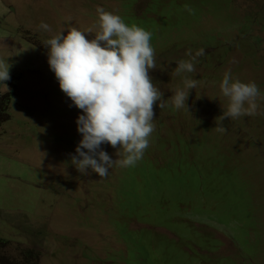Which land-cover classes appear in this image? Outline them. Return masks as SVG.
Listing matches in <instances>:
<instances>
[{
    "label": "rangeland",
    "instance_id": "obj_1",
    "mask_svg": "<svg viewBox=\"0 0 264 264\" xmlns=\"http://www.w3.org/2000/svg\"><path fill=\"white\" fill-rule=\"evenodd\" d=\"M182 1L186 0L176 3ZM205 1L217 6L214 0ZM147 2L137 0L125 8L124 0H0V61L9 65V79L0 82V94L12 93L0 125V239L7 242L0 248L3 263L28 264L23 255L29 251L31 264H138L129 230L140 228L130 231L136 235L149 228L139 237L158 243L156 248L150 245L154 264H264V99L258 98L257 115L225 118L226 130L215 128L228 103L219 89L225 71L243 82H255L264 96V0H234L227 7L235 27L246 18L254 19L251 31L230 29L228 42L192 40L185 25L178 23V33L184 37H177L179 48H172L168 60L155 57L156 66L149 71L163 93V107L153 105L154 129L141 158L160 170L179 159V152L195 147L186 163L197 161L202 172H208L220 165L208 166L205 161L218 157L221 170L239 187L246 185L244 200L249 209L251 197L254 201L258 230L253 233L247 222L240 221L242 214L235 217L231 210L224 218L213 216L212 209L197 205L191 193L186 207L179 208V222L172 221L167 229L159 226L164 219H158L155 227L138 225L117 208L115 186L126 167L113 165L99 177L90 170L79 172L71 163L80 139L75 118L81 110L70 106V98L59 89L43 43L62 28L66 34L69 26L91 29L85 35L93 36L97 6L119 15L126 24L145 23L153 16L150 12L163 13ZM153 20L164 26L158 15ZM42 21L49 30L40 27ZM169 36L175 39L177 34ZM200 48L211 57L209 67L192 61L194 71L187 74L198 83L189 92L187 109H177L170 97L183 84L175 62L190 60L189 53L195 55ZM101 147L117 158L116 148L106 143ZM225 200L217 199L216 204L225 209Z\"/></svg>",
    "mask_w": 264,
    "mask_h": 264
},
{
    "label": "clouds",
    "instance_id": "obj_2",
    "mask_svg": "<svg viewBox=\"0 0 264 264\" xmlns=\"http://www.w3.org/2000/svg\"><path fill=\"white\" fill-rule=\"evenodd\" d=\"M233 2L234 0H214L217 4L214 7L205 0L182 1L186 14L190 8H196L198 15L195 19L187 18L181 23L187 28V33H191L192 40H205L206 36L203 37V34L209 32L210 36L207 37L228 42L226 36L230 29L248 32L254 23V19L246 18L244 24L235 27L227 9ZM96 13V31L90 38H86L85 34L91 29L81 31L69 26L66 34L62 28L43 44L47 49V64L54 73L59 89L70 98V106L74 105L81 110L75 118L80 139L75 146V154L71 156V163L79 172L87 173L90 170L99 177H104L113 165L126 167L142 158L154 129L153 105L163 107V93L149 75V71L156 66L154 49L150 44L151 33L136 24H126L119 15L105 11L100 6H97ZM213 19L220 22L213 23ZM40 27L49 30V25L43 21ZM256 42L259 47V41ZM203 54L204 49L200 48L195 55L189 53L190 60L176 61L175 72L192 73V61ZM8 79L9 65L5 66L0 61V82L4 83ZM197 83V79L182 76L183 87H177L170 97L177 109H187V97ZM219 89L228 101L226 108L216 119L215 128L219 132L226 130L222 123L225 118L257 115L260 108L258 98L264 99L255 82H243L232 77L228 71L224 72ZM105 143L117 149L116 159L101 147ZM131 221L147 225L134 219ZM137 229L140 228L128 229L133 258L138 260V264H143L144 261L153 264L155 259L151 246L156 248L158 243L140 239L139 236L149 228H143L146 231L136 235L131 233ZM155 232L159 233L157 230ZM163 234L162 236L167 235ZM136 242L142 243L151 258H143V255L140 257L137 254ZM128 251L126 244V255Z\"/></svg>",
    "mask_w": 264,
    "mask_h": 264
},
{
    "label": "trees",
    "instance_id": "obj_3",
    "mask_svg": "<svg viewBox=\"0 0 264 264\" xmlns=\"http://www.w3.org/2000/svg\"><path fill=\"white\" fill-rule=\"evenodd\" d=\"M176 1L177 0H148V2H152V4L155 3L159 8L163 9V13L150 12L153 16L146 18V22H142V24L129 20V22L136 23L138 24L137 26H140L151 33L150 44L154 49V54H156L154 58L159 57L160 55V57L168 60L173 54L174 50H172V48L175 47L178 49L179 44H181L178 43L179 40L177 37L184 39L181 35L182 33H178V23H181V21L185 22L187 18L195 19L198 15L196 8H190V11L188 10L186 14L184 4L182 3L178 6ZM136 2L137 0H124L123 6L125 8H132ZM156 15H158L159 19L164 22V26H159L156 21L153 20V17ZM128 24L131 25V23ZM175 33L177 34L175 39L171 36L168 37V35ZM190 35L191 33H188L189 37ZM207 36H210L209 32H204L203 37H205V40H213L212 37ZM207 54V49H204V54L199 56V59L193 60V62L196 65L199 64L204 69H207L209 64L207 66L206 62L211 59ZM181 75L183 76V74ZM184 75L188 76L187 73ZM14 93L15 89L13 95ZM11 94H0V125H2L3 119L7 116ZM164 106L168 109L169 106L173 105ZM177 143L179 142H174L176 145ZM191 150L195 152L197 149L192 147L179 152V159H174L171 162H168V168L160 170L152 168L146 160L144 161L142 159L139 163L137 161L133 165L126 166V169L121 172V178L118 179L116 184L115 197L117 200V208L127 217H131V219L150 226L153 225L154 227L155 224H157L158 219H164L163 224H159V226L167 229L166 225H170L173 220H178L176 216L182 217L179 213V208L186 207L185 204L189 203L187 193H191L194 195L193 200H195L197 205L208 206L212 209L211 212L213 216L224 218L227 215L226 210H231V214L235 217L242 214L243 218L240 221L247 222L251 226V231L254 233L260 223L257 219L258 213L255 214L254 211L255 204L252 197L250 209L244 200L245 194L243 193V190H246V185L243 184L239 187V182L231 180L229 174L221 170L222 164L218 157H209L207 159L209 161H205V163L209 166L214 165L217 162L216 164L220 166L217 168L209 167L208 172L203 171L204 173L202 172L200 165L196 164L197 161L186 163L190 161L188 155ZM201 157H203V155ZM217 180L221 181L219 185H217ZM185 192L187 194L186 198H184ZM224 198L226 199L225 209H222L216 204V200ZM246 210H250V212L246 213ZM199 216L204 217L206 215L200 213ZM218 221L217 224L222 228V224ZM245 233L248 238L249 234L247 232ZM5 243L7 242L0 239V248H2ZM136 245L138 247L137 254H139L140 257L143 255V258H151V256L145 252L142 243L136 242ZM23 256V260L28 264H31V253L28 251ZM145 262L150 264L148 261H144L143 264H145ZM0 264H5L3 263L1 249ZM10 264L17 263L10 260Z\"/></svg>",
    "mask_w": 264,
    "mask_h": 264
}]
</instances>
